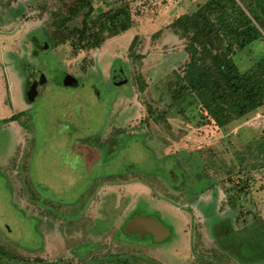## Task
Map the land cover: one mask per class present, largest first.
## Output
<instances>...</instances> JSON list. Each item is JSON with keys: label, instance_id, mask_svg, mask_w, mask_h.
<instances>
[{"label": "rangeland", "instance_id": "1", "mask_svg": "<svg viewBox=\"0 0 264 264\" xmlns=\"http://www.w3.org/2000/svg\"><path fill=\"white\" fill-rule=\"evenodd\" d=\"M82 1L0 0V264H264V106L221 128L175 83L171 25L210 0H123L132 28L97 49L32 42ZM256 26L243 71L264 69ZM152 216L160 231L125 230Z\"/></svg>", "mask_w": 264, "mask_h": 264}, {"label": "trees", "instance_id": "2", "mask_svg": "<svg viewBox=\"0 0 264 264\" xmlns=\"http://www.w3.org/2000/svg\"><path fill=\"white\" fill-rule=\"evenodd\" d=\"M245 1L249 8L238 0H210L198 11L182 15L171 25L176 34L187 39L186 49L190 55L182 70L175 72V83L181 93L195 95L207 116L221 128L264 106V69L258 63L243 71L233 56L236 50H244L261 39L262 32L256 25L264 28V0H254L253 5ZM93 2L83 0L78 7L55 20L52 31H45L44 36L34 34L32 42L39 49L44 46L53 49L68 42L75 51L97 49L108 39L132 28L133 18L125 2L108 11L101 10L89 23L73 24L85 11H92ZM136 42L138 37L134 39V44ZM162 117L159 115L164 121ZM15 218L19 222L17 215ZM18 222L17 226L23 227ZM121 231L124 233V228ZM4 252L0 248V254Z\"/></svg>", "mask_w": 264, "mask_h": 264}, {"label": "water", "instance_id": "3", "mask_svg": "<svg viewBox=\"0 0 264 264\" xmlns=\"http://www.w3.org/2000/svg\"><path fill=\"white\" fill-rule=\"evenodd\" d=\"M67 79L70 81L71 77H68ZM151 220L153 221L152 223H149V222L147 223L137 218L131 221L129 225L125 228V230L128 231L129 233H132L134 235H140L142 237L153 234L157 231H160L162 228L161 226L162 223L154 216H152ZM155 224L158 227L157 230H156ZM165 230H166V233L167 231L169 233V229H167V227Z\"/></svg>", "mask_w": 264, "mask_h": 264}, {"label": "flooded vegetation", "instance_id": "4", "mask_svg": "<svg viewBox=\"0 0 264 264\" xmlns=\"http://www.w3.org/2000/svg\"><path fill=\"white\" fill-rule=\"evenodd\" d=\"M42 85L43 81L31 82L28 80L26 82V96L28 102L34 103L36 101L37 97L40 95V88Z\"/></svg>", "mask_w": 264, "mask_h": 264}, {"label": "crops", "instance_id": "5", "mask_svg": "<svg viewBox=\"0 0 264 264\" xmlns=\"http://www.w3.org/2000/svg\"><path fill=\"white\" fill-rule=\"evenodd\" d=\"M258 110V109H257ZM256 111V110H255ZM255 111H253V112H255ZM255 114H257V113H255Z\"/></svg>", "mask_w": 264, "mask_h": 264}]
</instances>
